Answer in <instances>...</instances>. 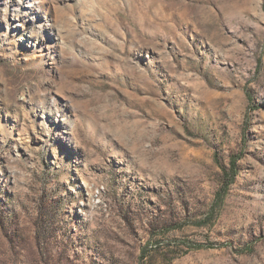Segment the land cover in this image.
Here are the masks:
<instances>
[{
    "label": "rangeland",
    "instance_id": "rangeland-1",
    "mask_svg": "<svg viewBox=\"0 0 264 264\" xmlns=\"http://www.w3.org/2000/svg\"><path fill=\"white\" fill-rule=\"evenodd\" d=\"M0 264H264V0H0Z\"/></svg>",
    "mask_w": 264,
    "mask_h": 264
},
{
    "label": "trees",
    "instance_id": "trees-1",
    "mask_svg": "<svg viewBox=\"0 0 264 264\" xmlns=\"http://www.w3.org/2000/svg\"><path fill=\"white\" fill-rule=\"evenodd\" d=\"M229 163H230L231 173H232V175H233V174L236 172V171H235L236 165H235V161H234V159H231ZM225 175L232 176V175H230V174L227 173V172H225ZM227 183H229V182H227ZM225 185H226V183H225ZM222 189L225 190V188H223V187H222ZM219 195H220V192H218V196H219ZM195 248H198V247H195Z\"/></svg>",
    "mask_w": 264,
    "mask_h": 264
}]
</instances>
